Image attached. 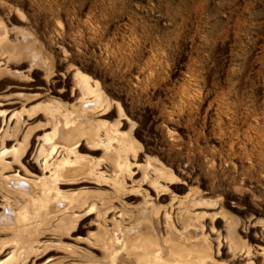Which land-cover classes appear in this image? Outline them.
<instances>
[{
    "label": "rangeland",
    "instance_id": "374dc122",
    "mask_svg": "<svg viewBox=\"0 0 264 264\" xmlns=\"http://www.w3.org/2000/svg\"><path fill=\"white\" fill-rule=\"evenodd\" d=\"M145 237L264 264V0H0V262Z\"/></svg>",
    "mask_w": 264,
    "mask_h": 264
},
{
    "label": "bare ground",
    "instance_id": "6f19581e",
    "mask_svg": "<svg viewBox=\"0 0 264 264\" xmlns=\"http://www.w3.org/2000/svg\"><path fill=\"white\" fill-rule=\"evenodd\" d=\"M7 128V127H6ZM54 171V170H53ZM50 174V173H49ZM51 174H52V172H51ZM50 174V175H51ZM107 211V210H106ZM102 212V211H101ZM122 213V212H121ZM101 214V213H100ZM103 215V214H102ZM96 216H97V214H96ZM120 216V215H119ZM113 218V217H112ZM112 218H110V219H112ZM120 219V218H119ZM212 219V218H211ZM120 221V220H119ZM118 221V222H119ZM112 222V221H111ZM114 222H117V221H114ZM117 222V223H118ZM121 222V221H120ZM118 224H120V223H118ZM112 225V224H111ZM113 225H114V223H113ZM117 226V225H116ZM118 227V226H117ZM135 228H133V230H134ZM138 229V228H137ZM141 230V229H140ZM138 231V230H137ZM137 231L136 232H134V231H131L132 233L134 232V233H137ZM114 232V231H113ZM131 232H130V235H131ZM144 232V234H145V231H143ZM142 232V233H143ZM141 232H140V234H142ZM113 234V233H112ZM139 234V233H138ZM149 234V232H147V234L146 235H148ZM29 235V234H28ZM143 235V234H142ZM141 235V236H142ZM146 235H144V236H146ZM151 235H153V234H151ZM150 235V236H151ZM149 236V235H148ZM198 236H200V235H198ZM128 237V236H127ZM133 237H136V235L135 236H133ZM147 237V236H146ZM145 237V238H146ZM201 237V236H200ZM226 237V236H225ZM136 238H140V237H136ZM199 238V237H198ZM218 238V237H217ZM23 239V238H22ZM142 239V238H141ZM195 239V238H194ZM21 240V239H20ZM146 240V242L147 243H149V244H151L152 246H153V249H155L154 250V254L153 253H151V255H152V257L151 258H137V260H135L134 261V259L135 258H133V260L132 259H130V260H132V261H130L129 260V258H128V256H127V258H128V260L130 261V262H127L126 260H124V259H121V260H116L115 258H110V260H109V258H108V260L109 261H107V262H109L110 264H192L193 263V261H195V263L196 264H198L199 262H202V258L204 259L206 256H207V254L209 255V253H208V248H207V245L206 246H204L203 245V247H201V248H199V250H194L193 248H188V247H185L183 244H178V243H172V244H169L170 246H169V253H171L170 254V256H169V259L167 258H165L166 259V262H160V263H158V260L160 259L159 257L158 258H156V254H157V250L156 249H158V246H157V242L155 243V241H154V238H146L145 239ZM150 240V241H149ZM159 240V239H158ZM192 240H193V238H192ZM200 240V239H199ZM198 240V241H199ZM207 240V239H206ZM24 241V240H23ZM135 241V240H134ZM195 242H196V239L194 240ZM201 241V240H200ZM161 242V241H160ZM17 243H18V241H17ZM30 243H32V242H30ZM181 243V242H180ZM185 244H186V246H189V244H187L188 242H184ZM193 243V242H192ZM200 243V242H199ZM20 244H21V242H20ZM33 244V243H32ZM146 244V243H145ZM165 244V243H164ZM176 244H178V245H176ZM195 243H193V245H194ZM209 244H210V241H209ZM2 245V244H1ZM18 245V244H17ZM103 245H105V244H103ZM162 245V244H161ZM198 245V244H197ZM196 245V246H197ZM211 245L212 244H210V247H211ZM218 245V244H217ZM26 246V243H25V245H23V249H21L22 248V246L21 245H19V247H20V249H19V247L18 246H15V247H18V249L17 248H15V250L13 251V249H11L10 248V250H12V251H8V253H6L5 255H7L8 256V258H6V261L5 262H0V264H24L25 262H27L26 264H33V262H34V260H36V259H39V258H27V257H29L28 255H30V254H32V252H34L35 253V251L33 250L32 252L30 251V250H28L27 248V250L25 249V252L24 253H22L23 251H24V247ZM136 246V245H135ZM191 246H192V244H191ZM14 247V246H13ZM117 247V246H116ZM161 247V246H160ZM29 248V247H28ZM33 248V247H32ZM32 248H31V250H32ZM218 248V247H217ZM166 249V248H165ZM18 251V253H20V254H23V255H25V256H23L22 255V258H16V256H18V254L16 255L15 253H17V251ZM19 250H21L20 252H19ZM36 250V249H35ZM112 250V249H111ZM116 250V249H115ZM162 250V249H161ZM213 250V249H212ZM16 251V252H15ZM166 251V250H165ZM172 251L174 252V254L175 255H173L172 254ZM4 252V251H3ZM28 252H29V254H28ZM153 252V251H152ZM212 252V251H211ZM210 252V253H211ZM214 252V251H213ZM218 252V251H217ZM33 253V254H34ZM141 253V252H140ZM162 253V252H161ZM32 254V255H33ZM194 254H196V255H199V256H197V258H200L201 260H199V259H197L198 261V263L196 262V260H194V259H196V258H192L190 255H194ZM39 255V254H38ZM143 255V254H142ZM159 255H162V254H159ZM212 255V254H211ZM165 256V255H164ZM163 256V257H164ZM190 256V257H189ZM210 256V255H209ZM32 257V256H31ZM133 257V256H132ZM137 257H138V255H137ZM168 257V256H167ZM170 257H173V258H170ZM123 258V257H122ZM90 259V258H89ZM84 260V259H83ZM82 260V261H83ZM207 260V259H206ZM78 261V260H77ZM88 261V260H87ZM92 261V260H91ZM90 261V262H91ZM99 261V260H98ZM203 261H205V259L203 260ZM59 262V261H58ZM94 263L93 264H96L97 262L96 261H93ZM96 262V263H95ZM208 263H209V261H207ZM74 263V262H73ZM72 263V264H73ZM88 263V262H87ZM206 263V262H205ZM207 263V264H208ZM52 264H58V263H52ZM70 264H71V262H70ZM75 264H77V263H75ZM83 264V263H82ZM85 264V263H84ZM92 264V263H91ZM201 264V263H200Z\"/></svg>",
    "mask_w": 264,
    "mask_h": 264
}]
</instances>
